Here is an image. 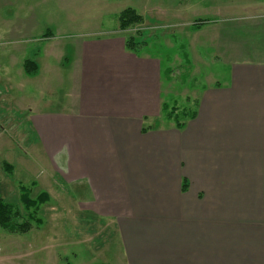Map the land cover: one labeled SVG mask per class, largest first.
I'll return each mask as SVG.
<instances>
[{"label":"crops","instance_id":"0c3cea01","mask_svg":"<svg viewBox=\"0 0 264 264\" xmlns=\"http://www.w3.org/2000/svg\"><path fill=\"white\" fill-rule=\"evenodd\" d=\"M119 1L0 0L14 32L51 30V17L63 24L61 44L40 40L53 48L34 74L24 57H7L9 75L60 80L56 111L24 108L34 157L51 169L39 182H57L43 192L54 200L58 184L70 186L86 222L112 225L109 264H264V0L239 15L232 2L212 6L205 26L221 32L212 45L229 66L182 130L154 126L164 103L159 58L74 24L80 14L115 15Z\"/></svg>","mask_w":264,"mask_h":264},{"label":"rangeland","instance_id":"374dc122","mask_svg":"<svg viewBox=\"0 0 264 264\" xmlns=\"http://www.w3.org/2000/svg\"><path fill=\"white\" fill-rule=\"evenodd\" d=\"M252 1L259 0H121L115 15L80 14L79 22L74 24L78 23L77 28L81 24L97 27L94 31L101 29L109 36L123 39L125 47L133 40L141 52L160 59L164 103L155 124L158 128H176L175 119L168 117L171 111L179 122L187 125L192 112L198 109L203 91L212 86L214 77L222 82L229 66L215 56L216 49L212 45L213 38L216 43L221 32L206 28L212 21L201 25L202 21L211 18L212 6L217 3L232 2L235 5L230 6L232 12L239 15L255 8L248 4ZM129 8L143 21L121 30L119 16ZM12 13L0 12V198L17 206L23 219L29 221L32 216L34 221H31V231L23 235L11 234L0 227V264H109L108 259H112L116 251L115 242L119 240L112 225L93 220L86 222L83 214L79 215L80 198L78 200L74 193L77 204L72 199V187L64 189L58 184L52 200L43 191L50 189L49 185H56V180L39 182L51 177V169L37 163L34 157L37 151L31 147L35 144V134L31 121L25 118V111H56L61 95L60 80L46 77L45 72L35 78L19 71L9 75L8 70L7 57L11 54L16 56L15 61L24 57L25 71L27 62L37 67V60L45 59V49L53 48L52 44L44 48L40 40L58 38L59 43L53 46L61 44L63 24L51 17L53 23L48 25L51 30L46 27L25 31L28 34L14 32L3 23L6 17H14ZM43 17L49 16L43 13ZM167 70L171 71L170 80ZM187 70L189 77L183 83ZM20 185L32 190L33 200H41L46 195V202H39L37 211L27 212L20 200Z\"/></svg>","mask_w":264,"mask_h":264},{"label":"trees","instance_id":"16d2710c","mask_svg":"<svg viewBox=\"0 0 264 264\" xmlns=\"http://www.w3.org/2000/svg\"><path fill=\"white\" fill-rule=\"evenodd\" d=\"M120 28L121 30H127L131 25L133 24H139L143 21L142 17L136 13L135 10L133 9H126L123 11L120 16ZM206 23H209V20L207 21H202L201 25H204ZM126 47L129 51L134 52V53H140L141 50L136 48V43L133 40H129L126 43ZM186 63L189 65V61L186 60ZM26 67V72L28 74H34L36 72V67L32 64L30 65L28 62L25 63ZM167 79H171V71L167 70ZM189 77V70H187L186 74L182 77V82L184 83L187 81ZM166 110V107H165ZM174 111H171L169 114V119H175L176 121V128L181 130L185 128V124L179 122L177 117L173 116ZM197 116V112H192L190 116V120L195 119ZM155 128H158V124L156 123ZM153 126V127H154ZM150 128H143L144 132H147ZM9 171H11V168H7ZM187 184L183 185V190H186ZM32 190H30L26 186H21L20 185V200L21 203L24 205V208L27 210V212H35L37 211V206L38 203L41 202H46L47 196L43 195V198L38 199V200H33L31 197ZM34 209V210H33ZM31 214V213H30ZM31 221H34L33 217L31 216V220L29 219H23L22 213L20 209L13 205V204H8L6 203L2 198H0V227L11 233V234H27L28 232L31 231L33 228ZM39 224V223H37Z\"/></svg>","mask_w":264,"mask_h":264}]
</instances>
